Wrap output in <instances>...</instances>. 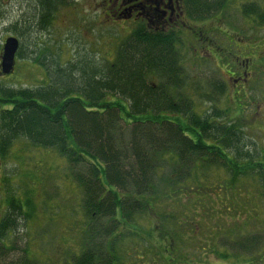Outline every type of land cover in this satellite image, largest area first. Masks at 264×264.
I'll return each instance as SVG.
<instances>
[{"label":"trees","instance_id":"1","mask_svg":"<svg viewBox=\"0 0 264 264\" xmlns=\"http://www.w3.org/2000/svg\"><path fill=\"white\" fill-rule=\"evenodd\" d=\"M34 1L35 18L23 19L29 30L35 25L47 30L55 13L68 5L67 0ZM230 1L188 0L191 20L211 42L206 49L230 67L223 70L226 82L235 87L234 98L224 107L219 105L229 93V84L223 79L215 82L216 76L211 75L206 83L200 79L189 84L179 34L150 35L140 24L117 47L109 67L90 57L66 64L40 60L43 84L19 90L6 86L0 76V157L4 160L16 140L55 152L66 161L69 175L65 176L81 195L82 220L76 221V234L84 238L73 264H140L150 253L152 260L161 257L171 262L177 243L166 228L173 220L167 209L204 210L209 201L221 211L230 199L234 207L238 181L264 180V149L253 150L247 123L238 116L245 109L241 96L252 75L249 60L260 58L262 48L250 43L233 46L224 40L214 46L211 41L222 35L219 21ZM256 7L246 4L242 14L250 17L259 10ZM26 49L22 42L18 57L23 61H34L42 51L41 46L29 53ZM240 58L245 70L237 63ZM206 168L222 171L225 176L216 174L223 182L197 184ZM32 194L31 190L8 194L0 219V264H39L27 241L28 224L38 209ZM166 204L163 223L155 224L161 232L159 244H147L145 253L136 250L142 240H148L140 218L151 223L156 209ZM190 224L191 216L185 215L177 232ZM22 228L26 231L25 236L17 235L19 240L24 238L20 247L12 236ZM126 241L136 248L127 257L117 255L116 248Z\"/></svg>","mask_w":264,"mask_h":264},{"label":"rangeland","instance_id":"2","mask_svg":"<svg viewBox=\"0 0 264 264\" xmlns=\"http://www.w3.org/2000/svg\"><path fill=\"white\" fill-rule=\"evenodd\" d=\"M67 3L66 7L55 13L52 25L47 30H41L37 25L29 30L24 26L23 19L35 18L33 17L35 1L0 0V58L3 44L9 37L18 38L21 43L23 42L28 48L26 49L28 53L30 49H40V46L42 48L34 61H23L17 57L14 75L3 80L6 86L19 90L42 85L45 76L38 66L40 60L51 62L58 59L61 64H66L90 57L101 67H109L113 63L117 47L139 27L130 21L121 23L106 19L102 0H67ZM246 4L254 7L258 5L259 10L246 17L242 14V8ZM219 23L222 35L216 36V40H211L214 46L224 40L231 42L233 46L250 43L258 45L256 46L258 50L262 48L260 58L249 60V73L252 75L249 76V82L245 85L246 90L241 96L245 109L239 111L241 113L238 116H243L247 123L246 132L248 139L254 144L253 150L264 149V0H231L224 9ZM195 27L196 30L200 29L198 26ZM179 37L182 46L178 47L181 48L183 66L187 68L190 76L189 84L198 83L200 79L206 83L208 78L212 79L211 75L216 76L215 82L217 78L223 79L225 84H229L227 85L229 93L219 105L224 107L226 102L229 103L234 98L235 90L232 89L235 87L226 82L228 80L223 70L230 67L221 64L217 56L206 52L205 45L211 46V42L204 37L201 38V42L195 41L193 33L185 32ZM196 49H199V57L196 56ZM55 53H58L57 58ZM22 54L25 55L24 51ZM243 58L237 59L241 70H245L246 66L241 63ZM196 103L200 106L198 100ZM7 152L4 160L0 157V219L1 214L5 213L8 194L18 193V190L33 191L31 199L36 202L38 209L35 220L28 224L27 230L31 256L39 264H73L74 253L79 252L77 246L81 245L84 237L80 232L76 234L78 229L76 221L82 220L81 195L65 176L69 175L66 161L55 152L33 148L25 140L14 141ZM216 172L221 177L224 175L222 171L216 169H203L202 173L205 174L197 178V184L222 183ZM255 184L259 187L254 186ZM235 185L239 193L234 198L236 202L234 207L231 206L233 201L230 199L231 202L226 206H220L221 211H218L216 206H211L209 201L205 203L204 210L190 209L183 212L166 210L173 218L166 228L174 234V243H177L174 250L179 251V258H194L197 262H202L203 254L209 252L202 250L205 243L216 245L214 247L216 250L227 243H256L260 245L256 247L258 249L256 253H263L261 249H264V180L247 178ZM166 207L168 204L156 209L154 212L156 220L151 223L144 216L140 218V229L146 230L143 236L148 240H142L139 248L126 241L124 246L120 247L122 252H130L134 247L140 251L144 249L142 253H145L147 244H159L161 232L155 228V224L163 223L161 213H165ZM185 215L191 216L193 224L189 226L192 229L189 230V226H182L183 232L178 233L179 221H182ZM25 231L22 228L20 233L12 236L13 241L18 240L20 247L24 246L22 241L24 238L21 237L19 240L17 235L25 236ZM148 232L150 234L146 235ZM147 253L149 254V251ZM151 254L148 256L149 259H144L140 264H178L176 255L170 256L171 262L165 257L168 261L166 263L164 259L160 262L158 257H153L155 260L150 259ZM215 258L212 255L211 259ZM138 262L140 261H135ZM211 264H215L214 261Z\"/></svg>","mask_w":264,"mask_h":264},{"label":"flooded vegetation","instance_id":"3","mask_svg":"<svg viewBox=\"0 0 264 264\" xmlns=\"http://www.w3.org/2000/svg\"><path fill=\"white\" fill-rule=\"evenodd\" d=\"M103 9L106 19L109 21L132 22L135 25L145 27V33L150 35H161L166 37L169 34H184L185 32L193 33V38L197 42H201V38L205 35L202 30H196V23L191 20L188 8V0H102ZM125 17L127 19H125ZM113 18V19H111ZM195 43V42H194ZM207 53L211 50L206 49ZM196 56L199 55V49H196ZM211 55V54H210ZM233 82V81H232ZM238 80H234L237 83ZM207 244V245H206ZM211 243H205L203 251V261L190 259H179L178 253L175 251L171 255H176L178 264H264V249L263 253H256V247L260 245L242 244L233 242L221 245L216 250ZM137 250V249H136ZM174 250V249H172ZM213 251V252H212ZM117 255L127 257L128 253L122 252L120 246L116 248ZM139 253L140 255L142 254ZM212 255L216 258L211 259ZM134 256V255H133ZM162 256V255H161ZM136 258V255L134 256ZM162 258H159L161 262ZM196 261V262H195Z\"/></svg>","mask_w":264,"mask_h":264},{"label":"water","instance_id":"4","mask_svg":"<svg viewBox=\"0 0 264 264\" xmlns=\"http://www.w3.org/2000/svg\"><path fill=\"white\" fill-rule=\"evenodd\" d=\"M20 49V42L18 39L10 37L8 38L2 48L0 69L1 74L9 76L14 72L16 65V56Z\"/></svg>","mask_w":264,"mask_h":264},{"label":"bare ground","instance_id":"5","mask_svg":"<svg viewBox=\"0 0 264 264\" xmlns=\"http://www.w3.org/2000/svg\"><path fill=\"white\" fill-rule=\"evenodd\" d=\"M15 68H16V66H15ZM15 70V69H14ZM14 74V72L11 74V75H9V76H4V75H2V76H4V77H10V76H12Z\"/></svg>","mask_w":264,"mask_h":264}]
</instances>
